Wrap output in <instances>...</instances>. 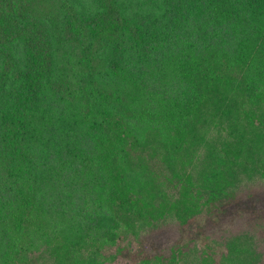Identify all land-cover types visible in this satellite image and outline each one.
I'll list each match as a JSON object with an SVG mask.
<instances>
[{"label":"trees","instance_id":"trees-1","mask_svg":"<svg viewBox=\"0 0 264 264\" xmlns=\"http://www.w3.org/2000/svg\"><path fill=\"white\" fill-rule=\"evenodd\" d=\"M228 91L264 103V0H0V264L60 247L96 264L74 249L239 204L145 149L158 138L181 162L192 120Z\"/></svg>","mask_w":264,"mask_h":264},{"label":"rangeland","instance_id":"rangeland-1","mask_svg":"<svg viewBox=\"0 0 264 264\" xmlns=\"http://www.w3.org/2000/svg\"><path fill=\"white\" fill-rule=\"evenodd\" d=\"M243 102L241 106L239 95L230 91L215 93L192 120L194 144L185 147L181 162L158 138L145 146L160 157L165 175L186 174L194 192L206 197L215 191L239 204L226 211L203 207L185 224L175 211H167L155 227L142 223L123 229L101 248L85 241L74 249L75 256L95 257L96 264H141L149 259V264H166L171 257L176 264H264V103ZM247 108L252 124L244 116ZM152 189L155 204L162 202L161 196L168 205L177 197L166 182H156ZM70 257L61 247L42 250L30 264H70Z\"/></svg>","mask_w":264,"mask_h":264}]
</instances>
